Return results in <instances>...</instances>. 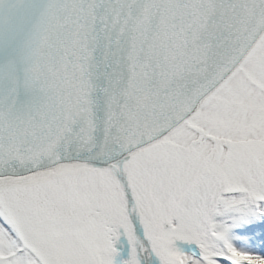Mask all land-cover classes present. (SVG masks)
<instances>
[{"label": "snow or ice", "instance_id": "snow-or-ice-1", "mask_svg": "<svg viewBox=\"0 0 264 264\" xmlns=\"http://www.w3.org/2000/svg\"><path fill=\"white\" fill-rule=\"evenodd\" d=\"M0 264H264V0H0Z\"/></svg>", "mask_w": 264, "mask_h": 264}]
</instances>
